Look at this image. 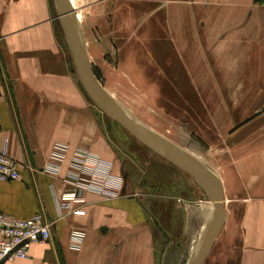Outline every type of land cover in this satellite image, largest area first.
<instances>
[{"label": "crops", "instance_id": "obj_1", "mask_svg": "<svg viewBox=\"0 0 264 264\" xmlns=\"http://www.w3.org/2000/svg\"><path fill=\"white\" fill-rule=\"evenodd\" d=\"M168 3L166 38L151 44V72L132 55L124 72L190 107L178 119L172 101L167 123L188 134L197 124L206 151L197 162L222 184L227 217L211 252L227 232L240 239L231 264H264V0ZM129 134L82 85L55 0H0V149L8 140L9 154L22 164L20 179L0 182V211L41 213L52 232L10 264H159L158 224L144 197L129 190ZM56 144L68 151L52 172L46 166ZM77 149L112 163L124 179L119 196L86 192L60 208Z\"/></svg>", "mask_w": 264, "mask_h": 264}, {"label": "rangeland", "instance_id": "obj_2", "mask_svg": "<svg viewBox=\"0 0 264 264\" xmlns=\"http://www.w3.org/2000/svg\"><path fill=\"white\" fill-rule=\"evenodd\" d=\"M169 4L168 0H78L84 14L79 34L88 46L97 78L114 94L117 105L170 141L179 143L195 162L198 157L205 161V146L199 140L197 124L190 121V135L172 129L167 123L166 113L173 109L172 101L178 119L183 116L181 108L190 109L186 101L162 98L161 92L154 95L149 84L131 80L122 65L125 57L137 56L146 73L151 72V44L157 42V36L166 38ZM177 71L180 73V67ZM190 86L184 84L186 90ZM156 94H160L159 98ZM125 143L123 157L127 161L129 190L144 197L149 214L158 224L159 264H188L204 244L215 219V201L185 171L135 136L129 134ZM239 254L240 239L224 232L204 264H231V256Z\"/></svg>", "mask_w": 264, "mask_h": 264}, {"label": "built area", "instance_id": "obj_3", "mask_svg": "<svg viewBox=\"0 0 264 264\" xmlns=\"http://www.w3.org/2000/svg\"><path fill=\"white\" fill-rule=\"evenodd\" d=\"M5 146L0 149V182L21 178L22 164L12 157ZM68 147L56 144L52 151V161L46 166L52 172L60 171V161L67 156ZM66 182L70 189L60 199V208H71L74 202L84 200V193L93 192L113 198L122 193L124 179L112 172V163L88 150H75ZM52 236L51 225L41 213L30 218H17L0 211V264H10L15 258H26L33 244L44 243ZM76 238H80L75 235Z\"/></svg>", "mask_w": 264, "mask_h": 264}, {"label": "water", "instance_id": "obj_4", "mask_svg": "<svg viewBox=\"0 0 264 264\" xmlns=\"http://www.w3.org/2000/svg\"><path fill=\"white\" fill-rule=\"evenodd\" d=\"M55 2L71 47L79 78L86 92L96 105L122 124L132 135L154 150L157 154L165 157L180 169L189 172L202 187L205 194L215 201V219L206 236L203 248L191 262H188V264H204L227 217L224 205V191L220 180L207 167V171H205L203 167L199 166L187 151L180 148L169 139L148 129L122 111L112 97L106 92L105 87L94 72L86 45L75 23L73 16L74 11L69 0H55ZM175 149L181 154L177 155Z\"/></svg>", "mask_w": 264, "mask_h": 264}, {"label": "bare ground", "instance_id": "obj_5", "mask_svg": "<svg viewBox=\"0 0 264 264\" xmlns=\"http://www.w3.org/2000/svg\"><path fill=\"white\" fill-rule=\"evenodd\" d=\"M69 2H70V4H71V7H72V9H73V11H74V13H73V16H74V20H75V23H76V25H77V28H78V30H79V32L82 30L81 29V27H82V24H83V20H84V14H83V12L79 9V7H78V0H69ZM105 90H106V92L112 97V99L114 100V94L111 92V90H109L108 88H105ZM115 101V100H114ZM122 111H124V110H122ZM126 114H128V115H130L132 118H134L135 120H137L138 122H140L142 125H144L145 127H147L148 129H150V130H152V131H154V132H156L157 134H159V135H161V136H163L162 134H160V133H158L157 131H155L154 129H152V128H150V127H148L146 124H144V123H142L141 121H139L136 117H135V115H134V113H128V112H126V111H124ZM163 137H165V136H163ZM165 138H167V137H165ZM168 139V138H167ZM174 143V142H173ZM178 146V145H177ZM189 152V151H188ZM175 153L177 154V155H180L181 153L178 151V150H176L175 149ZM190 153V152H189ZM197 163V162H196ZM199 165V164H198ZM200 166V165H199ZM187 172V171H186ZM189 173V172H188ZM190 174V173H189ZM191 175V174H190ZM193 177V176H192ZM194 178V177H193ZM195 179V178H194ZM207 236V235H206ZM201 242V241H200ZM204 245V244H203ZM203 245L201 246V248H199V250H198V252L195 254V256H194V258L199 254V252L201 251V249L203 248ZM193 258V259H194Z\"/></svg>", "mask_w": 264, "mask_h": 264}]
</instances>
